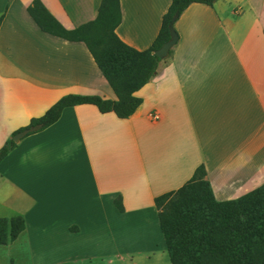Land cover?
<instances>
[{"label":"crops","instance_id":"0c3cea01","mask_svg":"<svg viewBox=\"0 0 264 264\" xmlns=\"http://www.w3.org/2000/svg\"><path fill=\"white\" fill-rule=\"evenodd\" d=\"M31 1L0 0V147L64 95L116 99L85 43L43 32ZM171 1L119 0L117 36L148 48ZM41 2L72 29L94 19L101 0ZM173 26L177 42L135 92L142 101L132 116L64 107L0 161V217L25 222L0 244L2 260L133 264L150 252L164 260L156 196L200 165L217 201L264 184V0L191 3Z\"/></svg>","mask_w":264,"mask_h":264},{"label":"trees","instance_id":"16d2710c","mask_svg":"<svg viewBox=\"0 0 264 264\" xmlns=\"http://www.w3.org/2000/svg\"><path fill=\"white\" fill-rule=\"evenodd\" d=\"M215 1L172 0L152 44L138 50L115 32L121 21L119 0H101L95 18L72 29L63 27L41 0H32L27 12L36 25L65 40L83 41L116 99L67 94L16 132L29 127L32 130L25 135L40 131L54 123L64 107L77 104H93L119 118L132 116L142 101L135 92L154 75L160 61L154 50L169 39L172 18L177 19L191 3L211 6ZM15 146L12 138L7 139L0 147V161ZM204 177L200 165L182 186L153 200L170 264H264V184L235 199L217 201ZM113 202L123 210L119 197ZM24 226L21 215L0 217V244L13 241Z\"/></svg>","mask_w":264,"mask_h":264},{"label":"water","instance_id":"95a60500","mask_svg":"<svg viewBox=\"0 0 264 264\" xmlns=\"http://www.w3.org/2000/svg\"><path fill=\"white\" fill-rule=\"evenodd\" d=\"M176 20V16H174L172 18V20L170 21L169 25H168V29H169V39L167 41H165L158 49L154 50V54H156L158 56V58L162 59L164 57L167 56L169 50L171 49V47L177 42L178 39V35L177 32L174 29L173 23ZM32 128H25L23 130L17 131L16 133H14L12 135V140L14 142L19 141L26 133H28L29 131H31Z\"/></svg>","mask_w":264,"mask_h":264},{"label":"rangeland","instance_id":"374dc122","mask_svg":"<svg viewBox=\"0 0 264 264\" xmlns=\"http://www.w3.org/2000/svg\"><path fill=\"white\" fill-rule=\"evenodd\" d=\"M164 255H165L164 260H160V259H158L157 254H152L150 252V253H147L145 255L138 256V262H135L133 264H166V262H167V264H170L169 258L167 256V252L165 250H164ZM136 257L134 258V260L137 259ZM141 257H144V259L142 261L141 260L139 261V258H141ZM0 264H10V262L4 261L0 258Z\"/></svg>","mask_w":264,"mask_h":264}]
</instances>
